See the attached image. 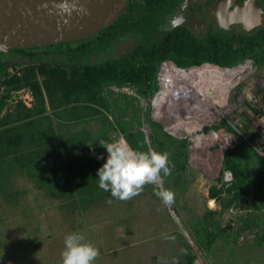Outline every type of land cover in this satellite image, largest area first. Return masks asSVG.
Wrapping results in <instances>:
<instances>
[{
  "label": "rangeland",
  "instance_id": "374dc122",
  "mask_svg": "<svg viewBox=\"0 0 264 264\" xmlns=\"http://www.w3.org/2000/svg\"><path fill=\"white\" fill-rule=\"evenodd\" d=\"M16 63L22 71L29 62L16 60ZM242 73L238 74L242 78L233 86L227 103L211 106L216 117L208 118L201 127L197 126L198 121L208 115L207 108L200 104L192 111L182 104L179 108L173 107L172 112L165 109L166 116H155L152 104L161 89L159 77L155 91L147 96L140 95L139 88L123 89L116 85L111 92L105 93L107 105L104 108L96 106L93 111L88 108L92 114L83 118L74 119L70 112L78 110L80 116L84 115L86 103L63 108L61 105L56 110L61 114H56L50 111L53 107L46 98L45 114L33 115L30 119L34 124L26 125L30 119H17L19 112H25L19 105L25 104L29 108L36 105L34 95L29 96L34 100L27 98L28 87L10 91L0 117L7 113L13 115L12 121L4 127L21 126L23 130L37 131L48 126L63 133L87 130L107 143L103 135L112 120L116 126L143 130L146 141L150 143L153 137L150 146L159 152L160 144L166 140L160 128L152 127V119L175 137L188 139V160L185 161L186 169L181 170L178 178H163L164 187L175 193V202L171 206H165L154 194L156 189L146 185L139 196L126 201L113 198L106 192L102 197L96 196L86 209H82L81 204L73 207L69 196L49 194L38 186L31 174L16 166L8 172V180L0 190V264H61L64 239L70 233L83 234L86 242L99 249L95 264H190L186 249L194 264H264V197L257 200L261 193L254 184L247 182L249 192L242 194L225 212L221 211L227 193L221 192L216 200L210 196V187L218 183L224 168L225 153L238 143L240 148L248 141L264 157V65H252ZM7 89V86H0V97ZM188 102L191 106L196 105L195 99ZM252 106L259 112L255 113ZM223 131L231 136L229 140L221 139L209 146L195 142L199 136ZM253 133L257 135L255 140L252 139ZM109 135L114 141L123 138L129 145L120 129ZM92 148L106 161V148L100 143ZM168 150L163 149V152ZM255 161L262 166L260 159ZM78 164L72 162L70 170L76 171ZM255 164H250L248 169H254ZM256 170L263 173L261 187L264 189V165ZM226 172V180L233 178ZM167 181L169 186L165 185ZM199 221L208 228L207 240H211V250L204 248L197 238ZM222 228H226V234L222 233Z\"/></svg>",
  "mask_w": 264,
  "mask_h": 264
},
{
  "label": "trees",
  "instance_id": "16d2710c",
  "mask_svg": "<svg viewBox=\"0 0 264 264\" xmlns=\"http://www.w3.org/2000/svg\"><path fill=\"white\" fill-rule=\"evenodd\" d=\"M114 22L118 27L120 20L116 18ZM113 23L101 28L89 37L76 41L41 46L13 47L7 52L0 51V86L4 85L8 88L6 94L0 97V113L10 96L9 92L23 87H28L32 91L36 105L29 108L25 104H20L19 106L21 107L22 105L25 110V112L22 111L23 113L19 112L17 114V119L20 121L29 120L33 115L45 114L46 98H48L54 108L80 100L103 105L105 99L101 95L102 90L105 86L111 84L129 85L139 88V94L144 96L155 91L159 74V65L157 64L134 65L133 67L122 65L111 59L97 63L88 59L98 41L103 36L109 35L114 25ZM97 37L99 39H96ZM68 43L71 45L66 46L65 50L68 47L70 51L68 54L73 53L69 55L71 60L74 59L73 64L55 66L50 65L45 60V56L50 53L48 48H61V46ZM54 51L58 52V48ZM79 56L81 60L83 59L81 63L77 62ZM245 56V54L236 55L227 50L226 54L218 51L207 59L218 63L221 67H232L235 63L241 62ZM16 60L28 61L29 63L20 71V68H17ZM178 66L188 67L184 65ZM41 76L42 79H40ZM89 105L83 106L84 115L80 116L77 112L78 110H75L74 119L87 117L92 114L91 110H96V108ZM90 107L91 110L88 111ZM251 109L255 113L259 112L256 107L252 106ZM12 115V113H7V115L0 117V190L8 180V172L12 171L16 166H21L22 170H26L25 173L31 174L38 186L46 189L49 194L69 196L71 199L70 204L73 207L76 204H81L82 209H86V206L93 204L96 196L102 197L106 193L99 188L97 177L98 169L106 161L102 160L96 150L92 148L93 145L95 146L101 142L102 139L100 137L93 136L87 130L63 133L56 131L54 128L49 129L48 126L41 127L37 131L28 130V128L23 130L24 128H21V126L4 127L3 125L12 121L10 119ZM31 120L25 125L33 122ZM107 120L110 122L109 118ZM125 121L123 119V123ZM150 122L153 128H160L164 133L163 136L166 143L162 142L163 144H160L159 152L165 153L163 149L169 148L167 153L169 155L171 175L164 178L165 180L168 178L175 179V176L178 178L181 170L186 169L185 161L187 163L188 160V149L186 147H188L189 141L187 138L179 139L175 137L152 119H150ZM119 129L134 150L147 151L148 148H154L153 145L150 146L153 137L150 143L146 141V135L143 130L134 127L128 128L120 124L116 126L112 120L109 129H106V134L103 135L108 140L107 143L114 142L110 138L109 133ZM229 129L233 130L232 127H229ZM256 138L257 135L253 133L252 139L255 140ZM238 145L239 143L225 153L224 168L218 177V183L210 187V196L214 200L219 199L221 192L227 193V197L224 199L223 211L221 212H225L242 194L249 192L247 182L254 184L258 193H261L259 198L257 196V200H263L264 197V189L261 187V174L263 173L256 170V168L261 169L263 167L264 157L248 141L243 143L240 148H238ZM65 152L66 155L64 156ZM256 158L261 160V167L259 163H256ZM74 161L77 164L79 163L76 171L70 170ZM182 161L183 163H181ZM250 164H255L254 169H248ZM226 171L232 173L233 178L231 180L225 179ZM220 184L221 186H219ZM165 185L169 186L168 181L165 182ZM149 186L158 190L154 185ZM255 206L260 207L258 204ZM213 213L216 212L214 211ZM199 222L201 224L197 238L204 248L211 250V240H207L208 228L203 221ZM221 230L223 234H226V228ZM185 254L191 259L190 264H194L188 249L185 250Z\"/></svg>",
  "mask_w": 264,
  "mask_h": 264
},
{
  "label": "flooded vegetation",
  "instance_id": "af4514ba",
  "mask_svg": "<svg viewBox=\"0 0 264 264\" xmlns=\"http://www.w3.org/2000/svg\"><path fill=\"white\" fill-rule=\"evenodd\" d=\"M117 19L120 20L118 27L114 22L109 35L103 36L95 45L88 58L92 62L111 59L133 67L157 64L160 83L168 64L218 65L207 59L218 51L245 54V58L235 65H264V0H127ZM70 45L48 48L50 53L45 60L55 66L73 64L74 59L69 58L73 53L68 54V47L65 50ZM56 48L58 52L54 51ZM77 59L78 63L83 62L80 56ZM116 85L104 87L101 93L104 99L105 93L111 92ZM85 103L89 102L81 100L67 105ZM89 104L95 108L107 105L106 99L105 105ZM49 105L52 107L50 102ZM58 108L53 107L50 111L58 114ZM70 113L75 114V111Z\"/></svg>",
  "mask_w": 264,
  "mask_h": 264
},
{
  "label": "water",
  "instance_id": "95a60500",
  "mask_svg": "<svg viewBox=\"0 0 264 264\" xmlns=\"http://www.w3.org/2000/svg\"><path fill=\"white\" fill-rule=\"evenodd\" d=\"M126 1L0 0V51L7 52L13 47L51 45L89 37L101 28L111 25L124 9ZM243 65L246 64L232 67L215 66L235 68ZM193 67L200 66L178 68L185 70ZM158 93L159 91L154 99Z\"/></svg>",
  "mask_w": 264,
  "mask_h": 264
},
{
  "label": "clouds",
  "instance_id": "9594fccd",
  "mask_svg": "<svg viewBox=\"0 0 264 264\" xmlns=\"http://www.w3.org/2000/svg\"><path fill=\"white\" fill-rule=\"evenodd\" d=\"M99 143L108 153L106 162L97 171L100 189L109 192L113 198L126 201L139 196L146 185H154L158 186L154 194L165 206L175 202V193L164 187L163 178L171 175L168 153L152 148L137 151L123 138ZM64 245L61 264H95L100 255L99 249L86 242L81 233L66 235Z\"/></svg>",
  "mask_w": 264,
  "mask_h": 264
},
{
  "label": "bare ground",
  "instance_id": "6f19581e",
  "mask_svg": "<svg viewBox=\"0 0 264 264\" xmlns=\"http://www.w3.org/2000/svg\"><path fill=\"white\" fill-rule=\"evenodd\" d=\"M250 66L248 64L235 68H220L215 65H208L182 70L174 64H168L161 75L162 90L156 97L155 116L158 118H161L162 114L166 116V110L172 112L173 107L179 108L182 104L192 111L194 108H198L200 104L199 106L207 108L205 111L208 115L201 122L198 121L197 126L201 127L208 118L214 119L216 117L211 111V106H215L217 103L219 105L227 103L233 86L242 78V75L238 76V74ZM189 99H195L196 105L191 106L188 102ZM219 109L217 108L218 111L221 110ZM194 125L195 123L192 126ZM225 133L223 131L202 135L195 142L197 144L204 142L205 145L209 146L221 139L229 140L231 136H227Z\"/></svg>",
  "mask_w": 264,
  "mask_h": 264
},
{
  "label": "built area",
  "instance_id": "2783aa9c",
  "mask_svg": "<svg viewBox=\"0 0 264 264\" xmlns=\"http://www.w3.org/2000/svg\"><path fill=\"white\" fill-rule=\"evenodd\" d=\"M1 89H2L1 92H3L4 89H3V88H1ZM28 91H30V92H29V95L27 96V98H29L30 100H32L33 98H32V97H29V96H30L31 94H33V93H32L31 90H28ZM25 102H26L27 105H30V103H29L28 101L25 100Z\"/></svg>",
  "mask_w": 264,
  "mask_h": 264
}]
</instances>
